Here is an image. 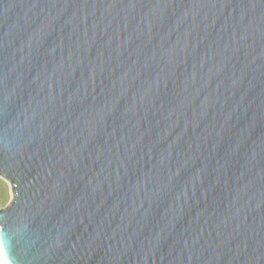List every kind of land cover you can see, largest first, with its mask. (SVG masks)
I'll return each mask as SVG.
<instances>
[{
    "label": "water",
    "instance_id": "water-1",
    "mask_svg": "<svg viewBox=\"0 0 264 264\" xmlns=\"http://www.w3.org/2000/svg\"><path fill=\"white\" fill-rule=\"evenodd\" d=\"M0 177L11 264H264V0H0Z\"/></svg>",
    "mask_w": 264,
    "mask_h": 264
},
{
    "label": "rangeland",
    "instance_id": "rangeland-1",
    "mask_svg": "<svg viewBox=\"0 0 264 264\" xmlns=\"http://www.w3.org/2000/svg\"><path fill=\"white\" fill-rule=\"evenodd\" d=\"M12 193L9 184L0 177V208L5 207L11 200Z\"/></svg>",
    "mask_w": 264,
    "mask_h": 264
},
{
    "label": "snow or ice",
    "instance_id": "snow-or-ice-1",
    "mask_svg": "<svg viewBox=\"0 0 264 264\" xmlns=\"http://www.w3.org/2000/svg\"><path fill=\"white\" fill-rule=\"evenodd\" d=\"M0 254H3L0 255V264H4V262L7 261V256L4 254V245L2 241H0ZM7 264H11V262L7 261Z\"/></svg>",
    "mask_w": 264,
    "mask_h": 264
}]
</instances>
